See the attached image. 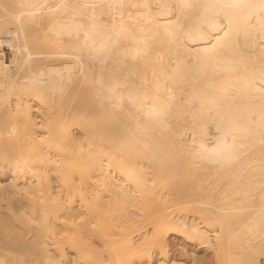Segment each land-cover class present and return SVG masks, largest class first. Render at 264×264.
Returning <instances> with one entry per match:
<instances>
[{"label": "bare ground", "instance_id": "6f19581e", "mask_svg": "<svg viewBox=\"0 0 264 264\" xmlns=\"http://www.w3.org/2000/svg\"><path fill=\"white\" fill-rule=\"evenodd\" d=\"M0 264H264V0H0Z\"/></svg>", "mask_w": 264, "mask_h": 264}]
</instances>
